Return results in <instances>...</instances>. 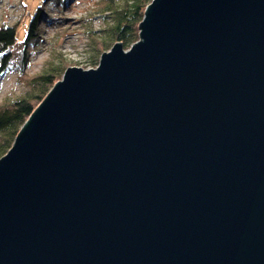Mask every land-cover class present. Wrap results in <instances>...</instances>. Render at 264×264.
Returning a JSON list of instances; mask_svg holds the SVG:
<instances>
[{
	"label": "water",
	"instance_id": "1",
	"mask_svg": "<svg viewBox=\"0 0 264 264\" xmlns=\"http://www.w3.org/2000/svg\"><path fill=\"white\" fill-rule=\"evenodd\" d=\"M0 158V264H264V0H153Z\"/></svg>",
	"mask_w": 264,
	"mask_h": 264
},
{
	"label": "trees",
	"instance_id": "2",
	"mask_svg": "<svg viewBox=\"0 0 264 264\" xmlns=\"http://www.w3.org/2000/svg\"><path fill=\"white\" fill-rule=\"evenodd\" d=\"M46 1V0H45ZM44 1V2H45ZM66 5L70 0H55ZM153 0H99L95 14L103 17L106 27L96 31L92 36L91 67H97L100 56L108 51L112 45L122 43L124 50L129 49L140 38V24L142 23L146 7ZM37 6L30 17L24 39L18 37L15 26H0V83L8 70L24 71L29 57L28 46L41 38L40 21L45 15L43 3ZM26 16V15H25ZM95 33V32H94ZM97 34H102L98 36ZM64 63V62H63ZM61 64L50 67L42 73L28 79L26 85L30 91L16 100H11L0 107V158H2L16 141L20 129L33 114L50 90L63 76L65 70Z\"/></svg>",
	"mask_w": 264,
	"mask_h": 264
},
{
	"label": "rangeland",
	"instance_id": "3",
	"mask_svg": "<svg viewBox=\"0 0 264 264\" xmlns=\"http://www.w3.org/2000/svg\"><path fill=\"white\" fill-rule=\"evenodd\" d=\"M44 1L0 0V26H15L19 39H24L30 17ZM98 1L70 0L62 5L60 1L46 0L43 3L45 15L39 22L41 38L28 46L29 57L23 73L8 70L1 77L0 107L26 95L31 89L26 85L28 79L52 66L64 62V70L71 67L84 70L96 68L90 66L93 47L91 37L106 27L103 17L95 14L99 8Z\"/></svg>",
	"mask_w": 264,
	"mask_h": 264
}]
</instances>
